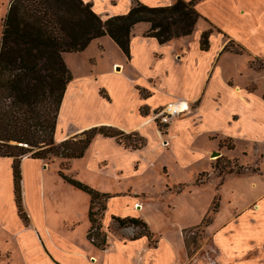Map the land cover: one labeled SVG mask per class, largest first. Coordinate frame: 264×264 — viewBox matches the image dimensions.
<instances>
[{
	"label": "crops",
	"instance_id": "1",
	"mask_svg": "<svg viewBox=\"0 0 264 264\" xmlns=\"http://www.w3.org/2000/svg\"><path fill=\"white\" fill-rule=\"evenodd\" d=\"M84 1L90 2L96 13L106 17L127 12L132 3V0ZM139 1L147 5H164L173 0ZM206 1L208 0H200L197 9L217 30L216 33H211L207 50H202L199 44V37L205 30L204 25L200 24L202 17L191 35L173 38L164 43L144 36L142 33L147 29V24L138 23V29L130 37L129 56H125L126 64L133 70L131 76L120 74L122 63L118 61L112 62L108 71L117 78L114 86H109L102 74L87 77L72 74L73 79L65 89L59 109L54 132L55 142L101 125L116 127L124 133H136L145 142L140 148H128L114 137L97 134L80 157L87 167L102 173L109 183L117 186L122 185L121 181L127 180V175H136L151 166L152 160L145 158L144 154L170 149L169 146L182 164L188 165L200 159L207 161L209 169L199 171L198 174L209 172L210 176L213 174L210 160L212 151L218 150L219 156L231 157L238 137L249 140L258 147L264 140V90L261 97L254 96L253 92L257 87L250 89L248 86L250 81L254 82L255 77L247 82H242L239 77L247 69L264 72V68L251 67L250 55L247 53L224 49L227 42L222 36L241 46L242 50H248L253 56L261 58L264 66L263 53L252 52L244 39L246 35L264 37V0H227L234 24V27L228 28L213 23L200 8ZM4 14L0 10V25ZM99 47L102 48V45ZM233 61L242 63L236 65L234 71H229L227 66ZM102 91L104 94H101ZM180 98L196 103L167 125V134L164 136H167L168 146L164 142L162 146L159 141L162 137L148 112ZM233 101L236 102V108L233 107ZM100 108H104L107 114ZM237 108H241L240 113ZM110 111L117 113L112 116ZM81 118L83 120L79 121ZM231 128L238 132L233 133ZM202 135L213 143L205 151L194 149V144ZM225 138L232 140V143H227L231 148L224 143ZM196 148L201 149L199 145ZM134 153H141V159H137ZM245 154L247 153L243 150L241 155ZM256 155L255 161L262 160L263 154L259 149ZM231 158H237L238 161L240 159L237 156ZM41 161L42 159L28 155L21 158V195L27 215V222H24L17 213L14 201L12 158L0 156V229L6 231V243L14 239L16 248L15 251L14 247L6 249L5 252L9 255L4 260L7 264H187L184 258L187 247L182 230L199 226L208 213L195 225L184 226L171 221L174 233L155 232L149 221L138 212L149 198L145 192L134 193L135 189L129 184L112 190L94 188L109 194L101 216V224L107 231V237L105 236L104 247H97L87 236L91 226L88 217L90 196L65 182L59 175L69 191L81 192L87 196V220L82 225L75 218V204L70 199L51 196L54 189L46 184L44 178V170L49 164L43 167ZM246 165L252 169L239 174L251 177L249 190H242L247 191L245 195H251L250 198L246 201L239 197L237 189L230 190L225 200L231 207L223 220H220L218 194L210 204L213 207L217 198V207L204 226L211 247L216 251L217 264H264V181H260L264 180V169L257 162ZM161 168L167 171L165 166ZM224 178L218 182L219 185L223 184ZM186 190L185 186L179 192ZM2 194L7 196L5 202ZM231 194L235 197L231 198ZM3 204H6L8 211L3 208ZM239 204L240 207L237 206ZM120 212L124 213L116 215ZM114 217L142 220L155 239L149 240L143 233L134 235L133 232H126L127 230H122L119 235L115 234L113 227L124 226H120ZM77 235L80 236L76 237ZM13 251L18 254L17 260H14ZM193 263L201 264V261L197 257Z\"/></svg>",
	"mask_w": 264,
	"mask_h": 264
},
{
	"label": "trees",
	"instance_id": "2",
	"mask_svg": "<svg viewBox=\"0 0 264 264\" xmlns=\"http://www.w3.org/2000/svg\"><path fill=\"white\" fill-rule=\"evenodd\" d=\"M196 4L197 0H174L164 5L132 0L127 12L102 18L84 0H9L0 36V156L12 158L14 201L24 222L27 215L22 204L20 169L23 156L61 157L65 160L62 168H67L66 162L82 157L97 134L114 137L132 149L145 143L136 133H124L108 125L90 127L55 142L59 109L65 89L73 79L62 54L80 52L94 38L107 35L128 57L132 29L138 23L148 24L144 36L153 37L159 43L191 35L202 17ZM210 33V29H205L200 35L202 50L209 48ZM238 47L230 49L226 44L224 49L241 53L242 47ZM58 173L65 182L90 196L91 226L87 236L97 247H104L105 235L100 237V231L95 232L100 225L94 205L99 199L106 200L109 194L65 174L62 169ZM102 207L104 210L105 204ZM114 218L120 226L147 229L145 222L138 218ZM208 221L205 218L199 226H205ZM142 233L152 240L148 229ZM188 243L185 237L186 247Z\"/></svg>",
	"mask_w": 264,
	"mask_h": 264
},
{
	"label": "rangeland",
	"instance_id": "3",
	"mask_svg": "<svg viewBox=\"0 0 264 264\" xmlns=\"http://www.w3.org/2000/svg\"><path fill=\"white\" fill-rule=\"evenodd\" d=\"M174 1V0H173ZM200 0H197L196 7L199 9V3ZM227 0H208L203 4V7L200 6V8L208 15L209 19L221 27H234L233 24V15L230 10V4L229 2H226ZM7 4L8 0H0V10L4 13L7 11ZM5 15V14H4ZM102 18H106L102 14ZM200 24L204 25V29H210L211 33H216L217 30L209 24L208 19L205 17H202L200 19ZM139 24L135 25L132 29V34L135 32ZM148 28V24H147ZM146 30V29H145ZM143 31V35L144 32ZM236 30V29H235ZM210 33V35H211ZM131 34V35H132ZM0 36H1V25H0ZM191 39V36L188 37ZM200 38V37H199ZM223 39L226 40V44L229 45V48L233 49H240L238 45L227 39L226 36H222ZM259 38V39H257ZM245 40H247L248 48L252 52H261L264 55V37H253V36H245ZM209 42H210V36H209ZM99 45H102V48L99 47ZM230 49H227L229 51H232ZM243 53H247L250 55V65L251 67L255 69H259L260 67H263V60L261 58L255 57L252 54L249 53L248 50H241ZM63 59L68 66V68L71 70L73 75L77 76H89L91 74H102L103 79L107 84L110 85H116L117 78L112 76L108 71L111 68L112 62L118 61L121 62L122 68L120 71V74L125 76H131L132 75V68L129 66V64H126V57L121 52V50L110 40V37L107 35L97 37V39H93L88 46L80 51V52H65L63 55ZM177 59H180L178 55H176ZM95 58V60H93ZM93 60V61H92ZM96 61V62H95ZM243 61V59H242ZM242 61L237 62H231L228 64V70L234 71L235 66L240 65ZM228 63V60H226V64ZM119 65H117L118 67ZM252 77L254 78V82H249V88L254 89L256 88L255 92H253L254 96H260L261 92L264 90V72H256L252 70H246V72L239 77L242 82L249 81ZM101 94H104V91L101 92ZM189 101V100H188ZM196 101L191 102V107L193 108ZM233 107L236 108V102H232ZM162 106H159L158 108L153 109V111L148 112L150 113L156 128L158 130V133L161 135L160 145L164 142L168 146L167 136H164V134H167V125L169 124H162L160 121V118L154 117L156 112L161 108ZM102 112H105L104 108H100ZM112 110V109H110ZM241 108H237V112L240 113ZM117 112L110 111V114L114 116V114ZM104 114H107L106 112ZM181 114V113H180ZM179 114V115H180ZM264 116V113H263ZM177 116H175L173 119H175ZM111 118V117H110ZM112 119V118H111ZM83 120L81 118L79 121ZM232 129V128H231ZM233 133L236 134L237 129L230 130ZM235 141V148L231 153V157L237 156L239 157V161L237 158H231L224 156H219V154H216L215 152H218V150H214L211 153L210 160H212V170L213 174L210 176L209 172H201L198 174L199 171L202 170H208L209 166L207 165V161L205 160H197L196 162H191L188 165L182 164L177 160V155L172 152L171 147L170 149H159L157 151L148 152L147 154H144V157L148 160H152L153 163H151V166L149 165L148 168L142 170V172L136 174V175H127V180L121 181L120 186H117L114 183H109L106 179V177L103 176L102 173L98 172L94 168H89L85 165V162L81 158H73L72 160H68L66 164H68L67 168H62L63 163L65 160L61 157H54L49 156L47 159H42L41 164L43 167H46L47 164L48 167L46 170H44V178L46 181V184L51 188L53 187L54 191L51 192V196L57 197V198H68L75 204V218L77 220H80L82 225L85 224V221L87 220V213L85 209V203L87 200V196L84 193L81 192H74L69 191L67 186L63 185L62 180L60 179V176L58 174V171L62 169V171L93 187L98 190H105L106 188L108 190L123 187L125 184H129L135 189L136 192L134 193H141L145 192L146 195L149 197L145 202V206L141 208V210H138L140 215L142 214L145 219L149 221L151 224V227H153V231H169L171 233H174L175 229L170 226L171 221L179 222L180 224H184V226L189 225H195L200 223V220L204 217L206 213L207 217H210L212 214V207L210 206L213 198L215 195L218 194L220 205H221V211H220V220H223L228 210L230 209L229 205L226 203V195L227 193L232 190L233 188L237 189L239 191V197L242 199H246V201L250 198V196L247 197L245 195V192L242 191L244 189H248L250 187V178L249 176H246L245 174L240 175L239 173L245 172L247 169H252V167H249L246 164L253 165L254 162H257L261 168L264 169V140L258 144V147L254 145L253 142L240 138ZM224 143H232V140L225 138ZM123 144V142L121 143ZM213 143L208 142L205 139V136H200L199 140L194 144V149L205 151L207 150L210 145ZM124 145V144H123ZM197 145L200 146L201 149L196 148ZM164 146V145H162ZM165 146V147H166ZM203 146V149H202ZM130 148V147H128ZM258 149L263 154L262 160L255 161L257 159V151ZM246 151L247 154L241 155L242 151ZM180 149H178V152ZM200 151V152H201ZM135 157L137 159H141L140 155L141 153H134ZM70 163V164H69ZM146 163V162H145ZM142 164V163H141ZM210 165V164H209ZM162 166H165V168L162 170ZM231 170V171H230ZM166 173H163L165 172ZM235 172V173H233ZM237 172V173H236ZM198 174V176H197ZM261 175V174H259ZM264 175V174H263ZM197 177V178H196ZM210 177V178H209ZM225 177V178H224ZM223 180V184L219 185L221 180ZM264 181V180H260ZM179 182H184V184H180ZM219 182V183H218ZM179 183V184H178ZM177 184V185H175ZM218 184V185H217ZM185 186L187 188L186 191L179 192L180 190L185 189ZM242 191V193H241ZM179 192V193H178ZM178 193V194H176ZM4 202L7 198L5 194H2ZM230 196V194H229ZM235 197L233 194H231V198ZM230 198V200H231ZM217 199V198H216ZM214 200V203H217V200ZM229 200V199H228ZM105 204L104 199L97 200L96 204L94 205V210L97 211V219L100 224L99 229H95V232L98 230L100 231V237L104 234L107 237V231L105 228H103L101 224V215H103V205ZM240 207L241 205H237ZM3 208H5L7 211L6 204H3ZM120 211V210H119ZM124 212H120L116 215H119ZM190 218H187L189 217ZM111 215L109 216V218ZM112 229V228H111ZM109 230V229H108ZM115 234L119 235L121 234L122 230H127L126 232H133L134 235H137L138 233H142L146 228L144 229L143 226H124L123 227H113ZM94 231V229H93ZM123 231V232H124ZM5 230L0 229V264H7L5 262V256L9 255L8 252H5L7 248H13L14 251L15 248V241L14 239L8 243L5 241ZM88 233V232H87ZM183 236L186 237V239L189 241L187 252L185 250V262L187 264H194L193 261L195 258L198 257L199 262L201 261V264H217L215 263L216 259V251L211 247L209 235L206 232V229L204 226H191L187 227L182 230ZM80 235H77L76 237H79ZM95 239V238H93ZM152 239L154 240L155 237L152 235ZM90 240V239H89ZM91 241V240H90ZM153 243V241H152ZM13 251V252H14ZM19 253V252H18ZM14 260H17V253L14 252ZM198 263V262H197Z\"/></svg>",
	"mask_w": 264,
	"mask_h": 264
},
{
	"label": "built area",
	"instance_id": "4",
	"mask_svg": "<svg viewBox=\"0 0 264 264\" xmlns=\"http://www.w3.org/2000/svg\"><path fill=\"white\" fill-rule=\"evenodd\" d=\"M191 108V102L185 99H177L163 105L155 114L154 117L160 118L162 124L170 123L173 118L180 113Z\"/></svg>",
	"mask_w": 264,
	"mask_h": 264
},
{
	"label": "water",
	"instance_id": "5",
	"mask_svg": "<svg viewBox=\"0 0 264 264\" xmlns=\"http://www.w3.org/2000/svg\"><path fill=\"white\" fill-rule=\"evenodd\" d=\"M216 154H218L219 152H215Z\"/></svg>",
	"mask_w": 264,
	"mask_h": 264
}]
</instances>
